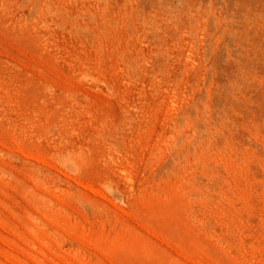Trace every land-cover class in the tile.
<instances>
[{
  "label": "rangeland",
  "instance_id": "374dc122",
  "mask_svg": "<svg viewBox=\"0 0 264 264\" xmlns=\"http://www.w3.org/2000/svg\"><path fill=\"white\" fill-rule=\"evenodd\" d=\"M237 5L0 0V264H264V68L224 101L264 0Z\"/></svg>",
  "mask_w": 264,
  "mask_h": 264
},
{
  "label": "bare ground",
  "instance_id": "6f19581e",
  "mask_svg": "<svg viewBox=\"0 0 264 264\" xmlns=\"http://www.w3.org/2000/svg\"><path fill=\"white\" fill-rule=\"evenodd\" d=\"M222 1H224V0H222ZM247 1L248 0H233V2L236 5L237 4H241L239 6L237 5V8L241 12H244L246 10ZM184 7H185V11L186 12H190L195 7V2L192 5H190V4L189 5H184ZM208 9H210V10L209 11L206 10L205 11L206 14L205 13L204 14L206 15V17H208V19H210V20L214 19L212 21V22H214L216 16H215V14L212 11V6L210 8H208ZM247 15L248 14H246V13H241L239 15V18H241L242 21L245 23L242 26V28H236L235 29V28L228 27V28H225V32H224V34L225 33L229 34L227 36L228 38H229V36H231L230 37V42H231V45H233L232 49H234V52H232V53L227 51V58L229 57L231 59V61H232L231 65L230 64L229 65L233 69V70L232 69L231 70L234 72L233 78L236 79L234 82L229 83V85L225 88V90H226V92H225L226 93V98H225L224 101H226L225 103H226V105L228 107H230V110H234L235 107H236L235 105L241 103V102H239L238 98L234 99L233 96L235 94H237L236 88L240 87V83H245L247 85L250 84L251 81H250V79L248 77V73H250V70L253 67H259V66L264 68V51L261 48L257 47V45H259V44L251 43V42H249V40L247 41V38L249 36H251L250 32L247 31L248 28L246 27V23L248 22L247 21V18H248ZM217 20H218V17H217ZM249 20H251L250 16H249ZM197 21H199V20H197ZM252 35L253 36H258V34L256 32H253V31H252ZM229 45H230V43H229ZM212 47H213V45H212ZM225 93H224V95H225ZM227 106H225V107L227 108ZM228 117H230V115ZM227 120H228V118H227ZM224 122H225V118H224ZM230 122H231V120H230ZM209 123L207 121L200 122L199 126H200V128H202L201 130L199 129L201 131V133H202L201 136H204V133L209 134V132H211L213 130L212 129L213 123H212V125L209 124ZM225 125H226V123H225ZM205 139H206V136H205Z\"/></svg>",
  "mask_w": 264,
  "mask_h": 264
}]
</instances>
